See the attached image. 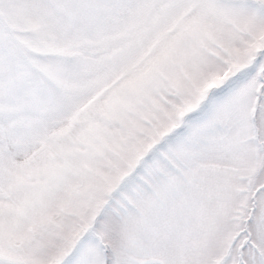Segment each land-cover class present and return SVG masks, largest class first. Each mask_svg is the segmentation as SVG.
<instances>
[{"label":"snow or ice","instance_id":"6c2138e0","mask_svg":"<svg viewBox=\"0 0 264 264\" xmlns=\"http://www.w3.org/2000/svg\"><path fill=\"white\" fill-rule=\"evenodd\" d=\"M0 264H264V0H0Z\"/></svg>","mask_w":264,"mask_h":264}]
</instances>
